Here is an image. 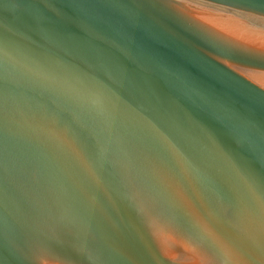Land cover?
<instances>
[{"label": "water", "instance_id": "obj_1", "mask_svg": "<svg viewBox=\"0 0 264 264\" xmlns=\"http://www.w3.org/2000/svg\"><path fill=\"white\" fill-rule=\"evenodd\" d=\"M0 264H264V0H0Z\"/></svg>", "mask_w": 264, "mask_h": 264}]
</instances>
